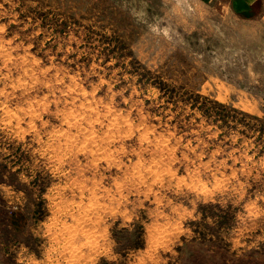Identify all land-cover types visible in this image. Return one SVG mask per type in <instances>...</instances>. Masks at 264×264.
Masks as SVG:
<instances>
[{"label":"rangeland","instance_id":"374dc122","mask_svg":"<svg viewBox=\"0 0 264 264\" xmlns=\"http://www.w3.org/2000/svg\"><path fill=\"white\" fill-rule=\"evenodd\" d=\"M229 1L0 0V264H264V12Z\"/></svg>","mask_w":264,"mask_h":264},{"label":"crops","instance_id":"0c3cea01","mask_svg":"<svg viewBox=\"0 0 264 264\" xmlns=\"http://www.w3.org/2000/svg\"><path fill=\"white\" fill-rule=\"evenodd\" d=\"M229 5L231 10L248 17L264 12V0H230Z\"/></svg>","mask_w":264,"mask_h":264},{"label":"bare ground","instance_id":"6f19581e","mask_svg":"<svg viewBox=\"0 0 264 264\" xmlns=\"http://www.w3.org/2000/svg\"><path fill=\"white\" fill-rule=\"evenodd\" d=\"M73 113V112H72ZM65 118H67V116L65 117ZM88 121H90V120H88ZM95 121V120H94ZM147 138V137H146ZM101 154V153H100ZM141 171V170H140Z\"/></svg>","mask_w":264,"mask_h":264}]
</instances>
